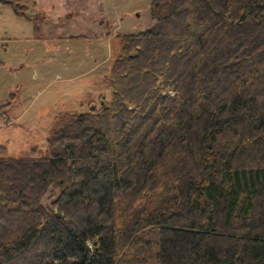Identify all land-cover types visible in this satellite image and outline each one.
I'll return each mask as SVG.
<instances>
[{"label":"trees","instance_id":"obj_1","mask_svg":"<svg viewBox=\"0 0 264 264\" xmlns=\"http://www.w3.org/2000/svg\"><path fill=\"white\" fill-rule=\"evenodd\" d=\"M149 12L114 35L108 101L57 114L47 156L0 157V264H264V0Z\"/></svg>","mask_w":264,"mask_h":264},{"label":"rangeland","instance_id":"obj_2","mask_svg":"<svg viewBox=\"0 0 264 264\" xmlns=\"http://www.w3.org/2000/svg\"><path fill=\"white\" fill-rule=\"evenodd\" d=\"M19 2L25 5V12L30 9L31 14L41 12L38 4L46 7L47 13L42 12L46 21L54 18V13L50 12L56 8L62 13L59 18L67 15L63 0ZM150 2L93 0L91 15L99 23H107L113 36L107 35L104 27L107 24H104L101 25L103 40L78 38L61 44L54 41L43 44L34 39L32 21L16 15L11 7L0 3V61L3 62L0 67V104L9 101L10 93L14 94L3 118H0V157L27 158L31 156V150H35L36 157L47 156L48 129L57 114L85 112L89 105L98 104L100 97L110 99L111 91L105 79L119 52L114 35L150 28L154 23L149 12ZM99 9L102 19L96 16ZM79 16L80 13L62 22ZM79 24L80 21H76V25Z\"/></svg>","mask_w":264,"mask_h":264},{"label":"crops","instance_id":"obj_3","mask_svg":"<svg viewBox=\"0 0 264 264\" xmlns=\"http://www.w3.org/2000/svg\"><path fill=\"white\" fill-rule=\"evenodd\" d=\"M98 1L99 0H96V2ZM92 4L93 0H80L79 3H75L73 0H63L62 6L64 7L65 15L71 13L72 11H79L80 16L73 20H66L62 23H58L57 19L62 17L61 11H59L58 8L51 11L50 13H54V18L42 22L44 38L40 41L43 44H45L46 41H54L56 44H61L63 42H68L78 38L89 39L94 37L95 39L103 40L104 30L99 24L98 19L96 20V18L91 15ZM38 8L41 10V12L44 11L47 13L46 7L43 8L38 4ZM97 12L98 14L96 16H100L102 19L103 17L100 9L97 10ZM76 21H80V24L76 25ZM77 26L80 27L76 29ZM111 36L113 35H109V37ZM107 37L108 36L105 38ZM55 49V51L58 50V45Z\"/></svg>","mask_w":264,"mask_h":264},{"label":"water","instance_id":"obj_4","mask_svg":"<svg viewBox=\"0 0 264 264\" xmlns=\"http://www.w3.org/2000/svg\"><path fill=\"white\" fill-rule=\"evenodd\" d=\"M27 14H31L30 9H28Z\"/></svg>","mask_w":264,"mask_h":264}]
</instances>
